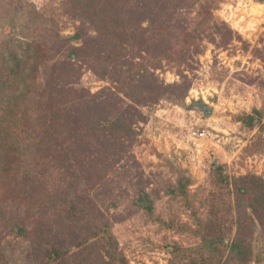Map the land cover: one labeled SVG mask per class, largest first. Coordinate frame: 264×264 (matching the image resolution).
<instances>
[{
	"label": "rangeland",
	"instance_id": "1",
	"mask_svg": "<svg viewBox=\"0 0 264 264\" xmlns=\"http://www.w3.org/2000/svg\"><path fill=\"white\" fill-rule=\"evenodd\" d=\"M73 3L0 0V41L27 36L47 44L55 59L65 56L71 43L86 46V37L103 41L100 51L107 54V65L75 58L77 85L97 95L103 114L110 111L109 121L128 116L133 134L123 140L102 127L92 137L95 164L75 163L64 174L68 182L81 179L74 194L82 209L87 204L89 215L110 223L117 250L128 264H168L176 243L189 248L200 241L185 229L198 228L187 204L199 208L201 197L216 190L213 165L230 177L264 176V128L249 129L241 120L258 110L255 115L264 123V0H121L125 20L118 39L98 37ZM21 5L31 13L21 11ZM33 19L42 20L38 32L50 36L74 37L81 28L86 34L52 43L37 31L29 35ZM88 151L86 147L83 153ZM95 168L106 173L104 180L94 177ZM182 178L188 180L186 194L178 187ZM56 187L57 180L51 185L53 196ZM172 188L176 193L168 191ZM17 204L0 202V264H42L44 236L31 229L32 217L21 223L24 210ZM197 211L202 216L207 208ZM30 212L39 219L36 209ZM16 223L27 227L28 234L20 233ZM259 229L257 225L251 241L258 260L251 264H264V233ZM235 233L232 225L228 236Z\"/></svg>",
	"mask_w": 264,
	"mask_h": 264
},
{
	"label": "trees",
	"instance_id": "2",
	"mask_svg": "<svg viewBox=\"0 0 264 264\" xmlns=\"http://www.w3.org/2000/svg\"><path fill=\"white\" fill-rule=\"evenodd\" d=\"M71 2H75V11L98 37L118 39L121 35L125 20L121 14V0ZM18 8L31 13L30 7L21 5ZM41 23L42 20H29L34 30L29 35L37 33ZM84 32L81 28L74 37H62L54 32L51 36L47 32L38 33L49 36L52 43L56 40L63 43L81 39ZM193 32L192 38L197 31ZM88 38L86 46L71 43L65 56L58 59L49 56L47 44L27 36L0 41V202L6 206L18 202V208L24 210L21 223L27 216L32 217L31 229H39L45 239L39 246V250H44L39 253L42 264H128L117 250V240L109 230L110 223L101 222L97 214L89 215L87 204L82 205L88 209H82L74 194L75 184L81 179L68 182L64 174L75 163L80 167L95 164L96 157L90 151L92 137L102 127L111 128L123 140L133 134L128 116H114L109 121L106 115L110 111L103 114L105 107L97 103V95L77 85L75 58L83 57L86 62L93 58L101 67L107 65V54L100 51L103 41L90 42ZM255 113L259 111L245 114L241 120L249 129L264 128L260 115ZM106 120L108 125H104ZM86 147L89 151L84 154ZM79 149V157L73 158ZM213 167L216 190L202 196L199 205L207 211L200 216L199 208L187 204L198 228L185 226V229L199 235L200 241L189 248L176 243L168 264H251L258 260L251 241L257 225L260 233H264V176L248 173L230 177L223 167ZM41 172L46 175L42 176ZM94 172V177L97 174L105 179V172L101 174L97 168ZM55 180L57 187L53 196L51 185ZM182 180L179 179L178 187L186 194L188 180ZM65 183L68 187H64ZM49 184L50 188L46 187ZM176 190L168 191L176 193ZM46 194L52 198L45 199ZM146 208L152 210L151 205ZM33 209L40 213L39 219L33 218L34 212H30ZM233 211L237 213L234 217ZM49 221L63 228L52 229ZM15 225L20 233L28 234L27 227L20 223ZM232 225L236 233L231 237L228 234Z\"/></svg>",
	"mask_w": 264,
	"mask_h": 264
}]
</instances>
